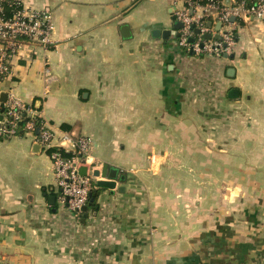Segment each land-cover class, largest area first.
I'll return each instance as SVG.
<instances>
[{
    "label": "crops",
    "instance_id": "obj_1",
    "mask_svg": "<svg viewBox=\"0 0 264 264\" xmlns=\"http://www.w3.org/2000/svg\"><path fill=\"white\" fill-rule=\"evenodd\" d=\"M25 2L53 11L52 42H25L0 94L90 136L88 172L107 163L124 191L76 218L33 134L0 136V264H264V21L236 19L233 57H207L177 43L185 0Z\"/></svg>",
    "mask_w": 264,
    "mask_h": 264
},
{
    "label": "built area",
    "instance_id": "obj_2",
    "mask_svg": "<svg viewBox=\"0 0 264 264\" xmlns=\"http://www.w3.org/2000/svg\"><path fill=\"white\" fill-rule=\"evenodd\" d=\"M199 5L204 7L202 16L196 13ZM213 15L223 26L218 34L213 33L211 24L207 23ZM175 17L182 23L177 39L181 48L187 53L221 57L234 51L237 43L236 19L264 21V0H207L205 4L185 0L184 8L177 10ZM54 29V13L50 8L35 9L25 0H0V80H6L10 73V59L25 42L49 46ZM208 34L211 38L206 37ZM4 106L0 136L9 138L18 135L21 128L33 134L35 142L49 153L53 161L59 202L80 218L96 187L97 178L93 172L81 173V167L92 162L89 159L93 139L66 131L58 134L31 105L13 94H8ZM24 117L30 119L20 126ZM36 118L40 121L36 122Z\"/></svg>",
    "mask_w": 264,
    "mask_h": 264
},
{
    "label": "water",
    "instance_id": "obj_3",
    "mask_svg": "<svg viewBox=\"0 0 264 264\" xmlns=\"http://www.w3.org/2000/svg\"><path fill=\"white\" fill-rule=\"evenodd\" d=\"M232 20H234V17H232ZM221 25V23L219 24ZM182 26L181 22H176L175 27L176 28H180ZM121 32L124 38H129L131 36V29L129 27V25L125 24L121 27ZM160 30H154L153 31V35H159L160 34ZM162 35L164 37H168L169 33L168 31H164L162 32ZM207 38H211V35L208 34L206 35ZM191 41H193V39H191ZM193 54V53H191ZM225 57H228L229 55L225 54ZM231 57H233V54L230 55ZM233 71V69H230L229 72L231 73ZM229 96L231 98H237L239 97V90L238 89H231ZM8 97V94L6 92H3L0 94V101L1 102H6ZM38 131V130H37ZM40 146V145H39ZM81 173L82 174H87L88 173V167L87 166H83L81 167ZM94 176L97 178L95 181V185L96 188H102V189H110V190H115L116 188L119 191H124V187H119L118 185V177H119V172L118 169L116 168H111L109 167V165L107 163H105L102 167V169H96L95 171H93ZM121 180H125V175H121L120 177ZM94 193H91V196ZM55 198V197H53ZM91 202L94 201V197L91 198L90 200ZM89 208V204H87L86 206L83 207V220L85 221V218L87 217V211Z\"/></svg>",
    "mask_w": 264,
    "mask_h": 264
},
{
    "label": "trees",
    "instance_id": "obj_4",
    "mask_svg": "<svg viewBox=\"0 0 264 264\" xmlns=\"http://www.w3.org/2000/svg\"><path fill=\"white\" fill-rule=\"evenodd\" d=\"M191 1H195L196 3H198V4H205L206 2H207V0H191ZM208 23V22H207ZM177 29H179V28H177ZM176 39H178V36H177V38ZM182 50H184L183 48H182ZM184 52H185V50H184ZM3 112H5V106H4V104H3V106H2V113ZM30 118H28V117H24V119L21 121V123H20V126H22V125H24V123L26 122V121H28ZM38 121H40V119L39 118H36V122H38ZM23 133H25V130L24 129H20V134H23ZM100 189H102V188H99V189H96V190H93V195L90 197V200H91V198L92 197H94V201L93 202H91V201H89V205L90 206H95V201H96V199H97V196H98V193H99V190Z\"/></svg>",
    "mask_w": 264,
    "mask_h": 264
},
{
    "label": "rangeland",
    "instance_id": "obj_5",
    "mask_svg": "<svg viewBox=\"0 0 264 264\" xmlns=\"http://www.w3.org/2000/svg\"><path fill=\"white\" fill-rule=\"evenodd\" d=\"M202 56V55H201ZM205 56H207V57H213V56H210V55H205ZM200 191H198V193H199ZM178 193H182V191H178ZM195 193V192H194ZM211 195H213V193L211 194ZM161 196H162V199H164V200H170L171 198H174V197H176L175 196V194H172V196H171V194L169 193V192H164V193H162L161 194ZM185 195L183 194L181 197H184ZM178 197H180V196H178Z\"/></svg>",
    "mask_w": 264,
    "mask_h": 264
}]
</instances>
